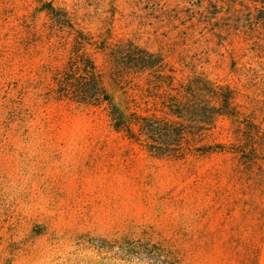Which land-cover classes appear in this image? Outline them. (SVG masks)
<instances>
[{
	"label": "rangeland",
	"instance_id": "1",
	"mask_svg": "<svg viewBox=\"0 0 264 264\" xmlns=\"http://www.w3.org/2000/svg\"><path fill=\"white\" fill-rule=\"evenodd\" d=\"M47 2L92 33L113 91L117 45L227 87L239 119L218 116L205 139L221 150L153 154L104 105L49 98L67 51ZM122 75L145 88L147 70ZM115 238L180 264H264V0H0V264H128L95 246Z\"/></svg>",
	"mask_w": 264,
	"mask_h": 264
},
{
	"label": "trees",
	"instance_id": "2",
	"mask_svg": "<svg viewBox=\"0 0 264 264\" xmlns=\"http://www.w3.org/2000/svg\"><path fill=\"white\" fill-rule=\"evenodd\" d=\"M43 8L51 25L66 33L67 57L61 68L49 71L52 81L47 91L49 98L104 105L114 129L123 131L153 154L183 158L187 154L221 150L222 145H208L205 139L218 116L226 114L239 119L227 87L199 72L178 80L163 70L157 54L138 46L117 45L111 49L115 60L109 68L113 91L89 54L88 48L96 45L92 33L78 27L66 9L51 2ZM145 70L148 74L145 88L132 77L122 75ZM95 246L112 251L114 258L128 264H180L162 243L115 238L101 239Z\"/></svg>",
	"mask_w": 264,
	"mask_h": 264
}]
</instances>
